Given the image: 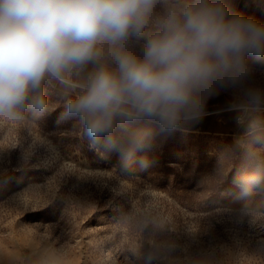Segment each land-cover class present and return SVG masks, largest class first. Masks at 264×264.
<instances>
[{"label":"rangeland","instance_id":"1","mask_svg":"<svg viewBox=\"0 0 264 264\" xmlns=\"http://www.w3.org/2000/svg\"><path fill=\"white\" fill-rule=\"evenodd\" d=\"M230 2L264 21V0ZM248 88L264 90V65L203 112L264 118ZM62 92L49 89L53 110L39 120H0V264H264V191L242 197L234 185L250 135L145 125L149 147L124 165L60 119Z\"/></svg>","mask_w":264,"mask_h":264},{"label":"clouds","instance_id":"2","mask_svg":"<svg viewBox=\"0 0 264 264\" xmlns=\"http://www.w3.org/2000/svg\"><path fill=\"white\" fill-rule=\"evenodd\" d=\"M255 65H264V21L230 0H0V120L45 117L59 85L60 119L124 165L149 147L145 125L170 133L198 119ZM246 96L264 104V90ZM249 135L234 177L242 197L264 191V118L250 121Z\"/></svg>","mask_w":264,"mask_h":264},{"label":"crops","instance_id":"3","mask_svg":"<svg viewBox=\"0 0 264 264\" xmlns=\"http://www.w3.org/2000/svg\"><path fill=\"white\" fill-rule=\"evenodd\" d=\"M72 88L76 85L69 82ZM240 108L230 107L206 111L198 119L187 120V128L197 133L221 135L235 134L241 137L249 135V122Z\"/></svg>","mask_w":264,"mask_h":264},{"label":"built area","instance_id":"4","mask_svg":"<svg viewBox=\"0 0 264 264\" xmlns=\"http://www.w3.org/2000/svg\"><path fill=\"white\" fill-rule=\"evenodd\" d=\"M258 0H253V2H257Z\"/></svg>","mask_w":264,"mask_h":264}]
</instances>
